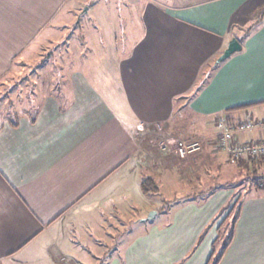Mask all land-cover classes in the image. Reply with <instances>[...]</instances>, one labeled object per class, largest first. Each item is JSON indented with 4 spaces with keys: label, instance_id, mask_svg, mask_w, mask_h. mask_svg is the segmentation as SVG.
I'll use <instances>...</instances> for the list:
<instances>
[{
    "label": "crops",
    "instance_id": "obj_1",
    "mask_svg": "<svg viewBox=\"0 0 264 264\" xmlns=\"http://www.w3.org/2000/svg\"><path fill=\"white\" fill-rule=\"evenodd\" d=\"M68 1L75 12V0H0V79L30 49L52 41L47 36ZM147 5L129 56L112 52L79 60L69 54L74 56L66 60L74 74L69 88L60 84V90L42 91V96L27 89L24 97L32 105L39 99L36 109L29 106L16 119L0 122V264H82L89 255V264H210L214 258L230 217L212 225L223 200L187 204L171 225L123 235L117 252L92 248L93 241L115 240L109 230L114 214L123 221L131 213L134 219L140 216L139 223H162L154 196L163 172L157 169L170 156L151 148L150 131L174 128L169 133L177 139L182 136L178 128H184L188 137H198L202 149L213 145L216 153L221 149L215 138L194 131L205 118L246 104L251 106L232 115L264 118V0H154ZM234 37L242 49L215 65ZM109 38L115 42L111 32ZM87 49L80 43L76 54ZM114 63L110 77L101 78L93 69L100 65L104 71ZM212 66L209 83L194 96ZM33 74L25 79L34 81ZM59 75L60 81L67 79L63 71ZM17 88L11 94H18ZM263 133L240 134L239 140H259ZM147 159L153 162L144 164ZM147 180L154 183L150 194L142 188ZM250 189L246 201L235 204L238 214L225 227L228 239L217 264H264V185ZM88 210L90 234L71 233ZM148 211L152 217L146 218Z\"/></svg>",
    "mask_w": 264,
    "mask_h": 264
},
{
    "label": "rangeland",
    "instance_id": "obj_2",
    "mask_svg": "<svg viewBox=\"0 0 264 264\" xmlns=\"http://www.w3.org/2000/svg\"><path fill=\"white\" fill-rule=\"evenodd\" d=\"M75 1H77L75 2L77 6L75 12L71 9L72 5L68 1L55 18L54 22H56V25L53 24V28L57 27L56 30L58 31L55 32L52 28L49 33L50 36H47L51 37L48 41H52L50 43L45 42V45L40 44L38 47H35V50L30 49L29 53H27L28 55L25 53L22 57L18 58V63L13 65V70L6 76L7 79L0 83V122L16 119L20 114V110L27 109L29 106L36 109V105L40 104L38 103L39 99L36 98V104L32 105L34 103L32 99L24 97L27 95L25 93L27 89H36V91H39V95L37 93V96H42V91L55 93L54 89L60 90V84L61 87L65 86L69 88L71 84L68 78L74 76L72 73L73 67L69 66L72 64L67 62L70 61V58L76 56L79 60H81V57L102 59L107 54L111 56L112 52H116V57L129 56L134 40L137 39L144 26L142 12L149 2H154V0H82V5H79V1ZM88 7H93V9H90L89 13L84 14L82 18L81 14ZM65 14L66 16L64 17L63 15ZM81 19H83L82 23L80 22ZM110 32L112 37L115 38V42H110ZM80 43H82L83 50L85 48L88 49L83 54H76ZM37 44L38 42H36ZM110 44H113V47ZM71 53L74 56H68ZM42 55L43 59L41 60ZM59 55H62L64 58H60ZM40 60L44 64L37 67L41 62ZM62 62L67 65L64 67L58 64ZM114 65L115 63L104 71L100 65L93 67V69L101 78L105 76L110 77L115 72L114 67H117ZM62 71L67 79L61 78L62 81H60L59 74ZM32 73H34L33 77L35 80H26V74ZM27 83H29V88L27 87ZM16 86H18L17 90H19V93L17 94L16 91L11 94L10 89ZM103 93L105 94V89H103ZM20 94H22V98L18 97ZM183 116H188V113H183ZM231 117H233L231 120L238 119V115ZM205 119L199 125V127L204 128H196L194 131L203 133L208 139L215 138L217 133L215 123L218 117ZM249 119L254 118L249 117ZM178 129L182 136H178L179 138L177 139H172L169 133L175 131L174 128L170 129L169 132L165 131V128H156L148 134L152 137L147 142L149 145L151 144V148L155 147L166 157L170 156L169 163L171 165L161 161L157 169L163 172L159 193L154 196L161 205L162 223L158 224L159 219L139 223L140 216L134 219L133 214L127 210V213L130 214H128L127 220L125 219L124 221L122 220V215L114 214L115 218L113 220L115 224L112 227L109 226V230H112L113 234H115V240L112 242L109 240L107 244L93 241L92 248L94 250L100 251L106 249L111 252L113 250L117 252L123 248L127 236L131 235L132 237L134 233L138 232H149L152 226L173 224L175 222L174 218L180 213L181 208L187 204H195L202 207L209 203L223 200L225 202V204L223 203L224 207L220 210L212 225L215 227V223H220L228 213L230 217L222 229V238L216 244L214 258L210 262V264L216 263L217 258L222 253V247L228 239V236L225 234V231L227 232V228L225 227L231 226L233 220L237 217L239 205L246 201V195L251 191L250 188L256 191V188L264 183V156L254 159L257 162L262 160L261 164L256 163L255 166L250 165L246 168L240 167L237 163H231L224 152L219 150L213 153V145H209V147L205 145V148L202 149V142L200 141V148L188 155V157L192 156L188 161H184L188 157L181 158L178 155L176 152L178 144L184 140L199 141V139L198 137H188V131L184 130V128ZM190 130L192 131L193 129ZM255 130L264 131V128H256L240 134ZM239 135L238 141L240 142ZM214 155H218L219 158H216ZM243 160L245 161L246 159ZM148 161L149 159L144 164L153 162ZM187 162L189 164L191 162L192 164L188 166ZM171 170L174 171L173 177L169 175V171ZM149 177L154 179L155 176L149 174ZM150 184L151 187H154V183L151 180ZM236 202H239L238 206H235ZM91 212V210H88L86 217L71 226V233L81 232L90 234L91 226L87 224V219H91ZM151 212L148 211L146 218L150 216ZM97 216L100 218L99 215ZM130 216L132 218L128 221ZM132 219L134 221H131ZM97 227L100 233H105L101 226ZM123 235H125V238L119 240V237H123ZM89 257L90 255L84 256L82 264H89L90 261L88 260L91 258ZM95 259L97 260V258Z\"/></svg>",
    "mask_w": 264,
    "mask_h": 264
},
{
    "label": "built area",
    "instance_id": "obj_3",
    "mask_svg": "<svg viewBox=\"0 0 264 264\" xmlns=\"http://www.w3.org/2000/svg\"><path fill=\"white\" fill-rule=\"evenodd\" d=\"M217 133L215 142L217 147L223 151L231 163L239 160H251L264 156V138L239 142L240 133L251 131L256 128H264L263 119H234L229 120L225 115L219 116L215 123ZM200 141H181L176 147V152L181 158H186L195 150L200 148Z\"/></svg>",
    "mask_w": 264,
    "mask_h": 264
},
{
    "label": "trees",
    "instance_id": "obj_4",
    "mask_svg": "<svg viewBox=\"0 0 264 264\" xmlns=\"http://www.w3.org/2000/svg\"><path fill=\"white\" fill-rule=\"evenodd\" d=\"M41 61V60H40ZM27 63V62H26ZM44 63L41 61L40 63H39V65L37 66V67H39V66H41V65H43ZM220 64V63H219ZM218 64V65H219ZM215 69V66H212V68H210V70H209V72L205 75V74H202V76H204V78L202 77L201 78V80L199 81V83H198V88L196 89V91H195V93H194V96L204 87V86H206L208 83H209V81H210V79H211V77H212V74H213V70ZM11 73V72H10ZM9 73V74H10ZM5 79H7L6 77L5 78H1L0 79V83H2V82H4L5 81ZM192 97V96H191ZM251 105H249V104H246V105H241V106H237V107H233V108H228V109H226V110H224L221 114H219V115H216L215 117L217 118V117H219V116H222V115H225L226 117H228V119L229 120H231L233 117H231V116H233L232 115V113H234V112H237V111H239V110H244V109H247L248 107H250ZM230 117V118H229ZM259 158V157H258ZM255 159H257V158H255ZM261 160V159H260ZM251 161H253V162H251ZM261 162H262V160L260 161V162H257V161H255L254 159H251L250 161H248V160H239L238 162H237V164L240 166V167H248V166H250V165H254L255 166V164L256 163H259V164H261ZM264 185V183L261 185V186H259L258 188H261L262 186ZM142 188H143V190L147 193V194H150V193H152V192H154V189H153V187H151V184H150V181H144L143 183H142ZM236 219V218H235ZM234 219V220H235ZM228 243H229V241L226 243V245H228ZM220 258H221V255L217 258L218 259V261H216V263L215 264H217L218 262H219V260H220Z\"/></svg>",
    "mask_w": 264,
    "mask_h": 264
},
{
    "label": "water",
    "instance_id": "obj_5",
    "mask_svg": "<svg viewBox=\"0 0 264 264\" xmlns=\"http://www.w3.org/2000/svg\"><path fill=\"white\" fill-rule=\"evenodd\" d=\"M241 49H242V45H241L240 41L237 38H235V37L232 38L229 41L227 48L224 50V52L216 60L215 65H218L222 61H224L227 58H229L233 53H235L236 51H239ZM150 217H152V216H150Z\"/></svg>",
    "mask_w": 264,
    "mask_h": 264
}]
</instances>
